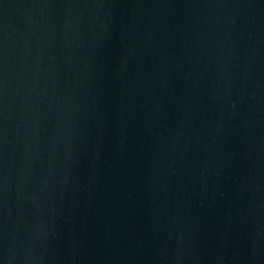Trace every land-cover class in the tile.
Masks as SVG:
<instances>
[{
	"label": "water",
	"instance_id": "95a60500",
	"mask_svg": "<svg viewBox=\"0 0 264 264\" xmlns=\"http://www.w3.org/2000/svg\"><path fill=\"white\" fill-rule=\"evenodd\" d=\"M0 264H264V0H0Z\"/></svg>",
	"mask_w": 264,
	"mask_h": 264
}]
</instances>
